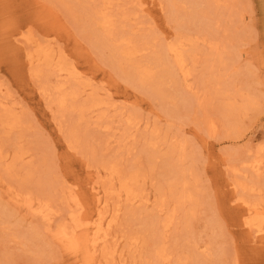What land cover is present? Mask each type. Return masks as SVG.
Segmentation results:
<instances>
[{
  "label": "rangeland",
  "instance_id": "obj_1",
  "mask_svg": "<svg viewBox=\"0 0 264 264\" xmlns=\"http://www.w3.org/2000/svg\"><path fill=\"white\" fill-rule=\"evenodd\" d=\"M247 207L264 0H0V264H264ZM77 217L80 254L54 237Z\"/></svg>",
  "mask_w": 264,
  "mask_h": 264
},
{
  "label": "bare ground",
  "instance_id": "obj_2",
  "mask_svg": "<svg viewBox=\"0 0 264 264\" xmlns=\"http://www.w3.org/2000/svg\"><path fill=\"white\" fill-rule=\"evenodd\" d=\"M39 18V17H38ZM43 18V17H42ZM48 19V18H47ZM51 19V18H50ZM54 19V18H53ZM39 23H40V21H39ZM44 23H45V21H44ZM50 23V22H49ZM53 25H54V21H52L51 22ZM57 23V22H56ZM107 22L105 21V20H103L102 21V25H105ZM49 25V24H48ZM56 25V24H55ZM50 26H52V25H50ZM53 27V26H52ZM9 28V27H8ZM10 31V30H9ZM30 37V36H29ZM27 39V38H26ZM26 39H25V41H26ZM28 40V39H27ZM29 40H31L32 41V39H29ZM30 41V42H31ZM26 42H28V41H26ZM29 42V43H30ZM33 44V43H32ZM41 49V48H40ZM42 51H44V49H41ZM169 50V52H172L173 54H174V56H175V58H176V63L178 64V65H182V63H183V60H182V58H181V55H179V53L177 52V50L176 49H173V48H169L168 49ZM37 52V51H36ZM40 52V50H38V53ZM38 53L36 54L37 56H38ZM44 54V53H43ZM43 54H41V55H43ZM130 54H132V53H130ZM29 55V54H28ZM39 55H40V53H39ZM40 55V56H41ZM123 55L124 56H128L129 54L127 53V52H123ZM34 56V55H33ZM40 56H38V57H40ZM53 56V55H52ZM29 57H31L30 55H29ZM45 57V56H44ZM51 57V56H50ZM129 57V56H128ZM34 58V57H33ZM35 59H37L36 57H35ZM46 59H47V56H46ZM49 59V58H48ZM47 59V60H48ZM38 60H39V58H38ZM44 60H45V58H44ZM52 60H53V58H52ZM129 60V59H128ZM35 61V60H34ZM50 61V60H49ZM47 63H48V61H46ZM31 63V62H30ZM72 70V69H71ZM59 71H61V69L59 70ZM74 72V70H72V73ZM73 75H74V73H73ZM76 75V74H75ZM78 75V74H77ZM76 75V76H77ZM75 76V77H76ZM143 77H145V75L143 76ZM63 101L64 100H61V103H63ZM259 167V166H258ZM126 184V183H125ZM124 184V185H125ZM113 186V185H112ZM123 189H124V193L126 194L125 196L126 197H128V196H131L132 195V192L130 191V190H128L125 186L123 187ZM121 190V189H120ZM119 193V192H118ZM99 192H97V193H95L94 195H95V197H96V204H97V206L98 207H102V208H105V205H106V202L105 201H101L102 199H100V197H99ZM117 194V193H116ZM122 194V193H121ZM124 195V194H123ZM116 196H120V195H116ZM134 197H135V195H134ZM186 197H187V195H186ZM75 198V197H74ZM131 198V197H130ZM188 198V197H187ZM128 200H130V199H128ZM48 201V200H47ZM246 201V200H245ZM242 203V202H241ZM30 204V203H29ZM243 204H245V203H243ZM31 205V204H30ZM43 205V204H42ZM46 205V204H45ZM78 205V204H77ZM76 205V206H77ZM240 205V204H239ZM242 205V204H241ZM249 205V204H248ZM41 206V205H40ZM120 206V205H119ZM251 206H253L252 204H251ZM250 206V207H251ZM29 207H31V206H29ZM79 207H82V206H79ZM84 207V206H83ZM237 207H238V205H237ZM45 208H46V206H45ZM44 208V209H45ZM244 208V207H243ZM252 208H254V206L252 207ZM256 209H258V208H256ZM256 209H251V208H249V207H247V209H246V211L249 213V212H252V213H255V216H257L258 218L257 219H254L251 223H249V222H247V223H249L248 224V229H250L251 231H252V233H254V234H256V237L258 236V240L259 241H263L264 240V214L261 212V211H258V210H256ZM42 210V209H41ZM45 210H47V208L45 209ZM45 210H42V211H45ZM84 210V209H83ZM262 210V209H261ZM82 211V210H81ZM103 211H105V210H103ZM41 211L39 210V213H40ZM38 213V212H37ZM41 213H44V212H41ZM40 213V214H41ZM83 213V212H82ZM82 213H81V215H82ZM98 215V221H97V223H96V225H95V227L96 228H93V230L95 229V231H93V232H91L92 233V235H94V232H95V237H94V239L92 240V244L91 245H93V249H92V247H91V251H93V254H95L96 253V245H97V243L99 242V241H101V240H103V241H106L105 240V238H107V235H108V229L107 228H109V227H111V225L113 224V223H111V222H108V224H107V227H106V229H104V224H103V219L105 218V215L104 214H102L101 212H99V213H97ZM250 214V213H249ZM103 215H104V218H103ZM251 215V214H250ZM254 215V214H253ZM79 216H80V213H79ZM73 217V216H72ZM243 219V218H242ZM72 220V219H71ZM107 220V219H106ZM250 220V219H249ZM73 221H74V219H73ZM92 221V220H91ZM110 221V220H109ZM251 221V220H250ZM90 222V221H89ZM93 222V221H92ZM105 222V221H104ZM74 223V225L73 224H71V227H72V229H71V231L70 230H68L66 227H62V228H59V230L55 233V235H54V237L59 241V242H63L68 248L67 249H69V250H71V251H73L74 253H78V254H80V253H83L82 251H83V248H85L86 247V240H85V238H81V237H79L80 236V233L77 235V231H82V232H84V231H88L89 230V228H88V222L87 221H84V220H82V218H78L77 217V219L73 222ZM91 223V222H90ZM111 224V225H110ZM244 224V223H243ZM73 225V226H72ZM93 226V225H92ZM94 227V226H93ZM245 227V226H244ZM77 230V231H76ZM105 230L107 231V232H105ZM249 230V231H250ZM87 233V232H86ZM91 233H88V234H91ZM107 233V234H106ZM251 236V235H250ZM91 237V236H90ZM255 237V238H256ZM248 238V237H247ZM250 238H252V236L250 237ZM87 239H89V238H87ZM90 239H92V238H90ZM254 241H255V239H253ZM88 241V240H87ZM102 241V242H103ZM89 242V241H88ZM87 242V243H88ZM91 243V242H90ZM99 243H101V242H99ZM99 245V244H98ZM258 246V245H257ZM260 246V245H259ZM261 247V246H260ZM259 248V247H258ZM77 254V255H78ZM93 258V257H92Z\"/></svg>",
  "mask_w": 264,
  "mask_h": 264
}]
</instances>
